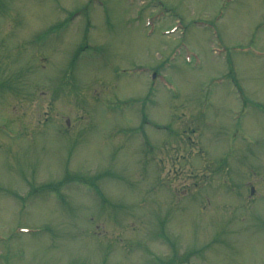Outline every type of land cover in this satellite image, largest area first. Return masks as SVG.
I'll return each mask as SVG.
<instances>
[{
	"label": "rangeland",
	"instance_id": "1",
	"mask_svg": "<svg viewBox=\"0 0 264 264\" xmlns=\"http://www.w3.org/2000/svg\"><path fill=\"white\" fill-rule=\"evenodd\" d=\"M0 264H264V0H0Z\"/></svg>",
	"mask_w": 264,
	"mask_h": 264
}]
</instances>
